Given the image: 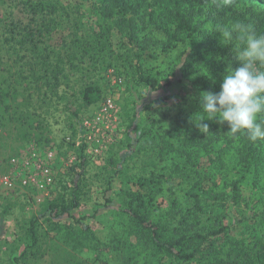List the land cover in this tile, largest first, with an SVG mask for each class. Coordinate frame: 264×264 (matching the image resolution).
I'll return each mask as SVG.
<instances>
[{
  "label": "rangeland",
  "instance_id": "1",
  "mask_svg": "<svg viewBox=\"0 0 264 264\" xmlns=\"http://www.w3.org/2000/svg\"><path fill=\"white\" fill-rule=\"evenodd\" d=\"M35 1L51 10L38 14L48 16L43 22L32 21L47 29L32 41L26 31L38 18L29 8ZM101 3L0 0V264H143L151 250L138 234L132 195L149 197L141 211L159 221L178 211L171 201L186 188L176 184L172 162L180 160L171 157L177 154L160 155L164 130L191 110L193 79L180 69L192 46L211 52L205 29L217 24L215 38L228 46L221 22H231L242 3L264 8V0H202L213 16L206 22L196 15L202 33L180 34L172 48L159 45L137 56L123 31L102 16ZM138 59L159 80L157 91L139 82ZM87 87L100 89L99 101H84ZM242 187L248 199L264 193L248 182ZM62 198L69 210L56 217L49 208ZM253 206L229 204L224 213L232 237L250 238L242 221Z\"/></svg>",
  "mask_w": 264,
  "mask_h": 264
},
{
  "label": "trees",
  "instance_id": "2",
  "mask_svg": "<svg viewBox=\"0 0 264 264\" xmlns=\"http://www.w3.org/2000/svg\"><path fill=\"white\" fill-rule=\"evenodd\" d=\"M149 2L151 0H102L100 5L102 16L115 22L119 30L123 31L127 43L133 44L137 56L141 51L159 45L162 50L172 48L173 42H178L180 34L185 33L188 37L195 34L204 24L196 20V15H205L206 22L213 20L212 14L205 10L208 3H202V0L195 5L185 3L186 0ZM261 5L242 3V7L232 15L231 22L222 19L215 22L222 21V28L227 30L240 22L247 25L249 31L257 35L264 34V8ZM29 8L34 14L33 18L51 10L43 1L30 3ZM146 12L149 14L146 15ZM47 18L48 16H38L31 20L27 26L26 38L35 41L37 34L47 32L43 24L34 27L31 25L32 21L38 24ZM214 26L203 32L204 39L212 43L211 52H202L197 46H192L180 69L183 77L193 79L194 91L189 99L191 110L182 114L174 128L164 130L167 139L161 138L164 146L160 149V155L177 154L171 157L173 160H180L172 162L175 165L176 179L179 180L176 184L177 187L187 188L180 194H174L171 201L172 205H178V211L169 219L151 221L150 213L141 211L143 205L150 202L149 197L139 193L132 195L133 203H139L131 208L132 215L138 222V234L151 250L143 264H264V193L260 197L254 195L251 196L252 199H248L243 194L242 187L248 182L253 190H258L261 194L264 192V141L251 142L242 134L234 137L227 133V123L221 126L215 120L203 121L209 128L207 135L201 133L195 124L200 120L199 94L220 91L225 69L239 66L234 57L235 50L243 47L240 35L235 32L230 45L220 44L215 38L217 33ZM149 27L152 28L150 31ZM169 31H173L171 40H165L170 36ZM159 35L164 39L160 40ZM202 47L205 48L206 45ZM141 62L138 59L135 63L139 82L152 91H157L160 87L159 80L144 73ZM100 98L101 91L96 87H87L83 92V99L87 104H94ZM168 177L171 179V176ZM172 181L175 182V179ZM61 200V205H51L49 208L56 217L69 210L65 200ZM183 201L190 203V207L184 209ZM229 204H233L235 209L248 208L254 204L252 217L242 221L248 229L249 239L232 237L229 226L225 223L224 213ZM73 206H78V203ZM176 214L180 218L175 220L178 223L174 225ZM202 216L205 219L202 220ZM29 234L35 246L37 230L33 222L30 224Z\"/></svg>",
  "mask_w": 264,
  "mask_h": 264
},
{
  "label": "clouds",
  "instance_id": "3",
  "mask_svg": "<svg viewBox=\"0 0 264 264\" xmlns=\"http://www.w3.org/2000/svg\"><path fill=\"white\" fill-rule=\"evenodd\" d=\"M229 40L238 33L243 47L235 50L239 66L225 69L220 91L199 94L200 120L195 122L205 135L209 128L203 121L229 126L232 136L246 135L251 142L264 141V34L249 31L237 22L230 29H220Z\"/></svg>",
  "mask_w": 264,
  "mask_h": 264
},
{
  "label": "built area",
  "instance_id": "4",
  "mask_svg": "<svg viewBox=\"0 0 264 264\" xmlns=\"http://www.w3.org/2000/svg\"><path fill=\"white\" fill-rule=\"evenodd\" d=\"M47 180H48L49 182H51L52 179H51V178H47Z\"/></svg>",
  "mask_w": 264,
  "mask_h": 264
}]
</instances>
